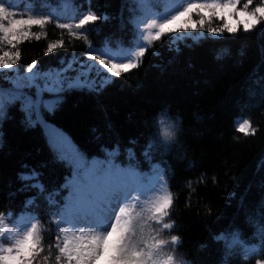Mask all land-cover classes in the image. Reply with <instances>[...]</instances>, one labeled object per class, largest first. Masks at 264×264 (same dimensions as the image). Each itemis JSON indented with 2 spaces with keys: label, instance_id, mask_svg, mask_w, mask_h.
Here are the masks:
<instances>
[{
  "label": "trees",
  "instance_id": "trees-1",
  "mask_svg": "<svg viewBox=\"0 0 264 264\" xmlns=\"http://www.w3.org/2000/svg\"><path fill=\"white\" fill-rule=\"evenodd\" d=\"M5 2L25 15L55 16L64 7L67 17L76 15L73 0ZM74 2L84 10L90 2L92 10L107 19L88 26L87 32L81 30V36L49 24L39 41L20 45L19 63L26 67L37 59L40 72H52L49 86L53 89L57 87L55 73L76 58L83 60L82 53L89 46L106 48L122 58L142 42L132 23L133 0ZM220 23L214 21L213 26ZM259 29L245 33L241 27L235 35L225 32L222 37L193 33L201 37L198 40H180L181 33L169 34L148 46L138 69L115 78L99 95L72 90L64 94L55 113L41 110L44 120L65 131L89 159L102 160L106 155L102 149L112 152L118 145L117 163L139 162L145 173L149 163L144 151L153 133L162 122H179L182 147L167 156L154 152L152 163L169 169L166 187L174 197L170 217L176 227L163 230L161 238L181 237L174 257L185 264H255L264 258L249 256L246 260L243 252L226 249L224 242L225 236L238 230L245 240L257 243V221L264 212V103L258 100V81L264 77V31ZM32 31L41 29L35 26ZM59 39L64 47L46 54L47 44ZM10 87L0 73V89ZM249 89L257 93L256 99L250 98ZM28 94L35 96L33 89ZM43 95L49 102L56 99L47 92ZM239 118L251 121L255 135L239 131ZM24 120L20 103L13 102L0 121V212L35 217L33 222L39 220L47 247L55 243L58 228L46 197L51 193L58 200L67 194L60 191L56 195L55 190L61 189L70 170L56 159L43 126L28 127ZM33 170L39 173L35 180L20 179L21 173ZM34 183L42 184L45 192L31 187Z\"/></svg>",
  "mask_w": 264,
  "mask_h": 264
},
{
  "label": "snow or ice",
  "instance_id": "snow-or-ice-1",
  "mask_svg": "<svg viewBox=\"0 0 264 264\" xmlns=\"http://www.w3.org/2000/svg\"><path fill=\"white\" fill-rule=\"evenodd\" d=\"M92 7L89 2V7L84 10L73 0L74 17L65 15L66 7L60 8L55 16L25 15L0 0V49L7 46L0 50V73L11 85L7 90L0 89L3 97L0 121L5 118L8 105L19 102L25 113L26 126H44L56 159L70 170L61 189L55 190L56 195L60 191L67 194L58 200L51 193L46 197L49 214L56 218L58 228L55 243L45 247L39 220L33 222L35 217L21 215L16 218L11 212H0V264H177V259L166 255L164 249L181 245V237L161 238L163 230L176 227L170 217L174 197L166 187L169 169L153 164L152 158L154 152L167 156L175 148L182 147L179 122H162V127L153 133L144 151L149 163V171L145 173L139 162L117 163L118 145L112 152L102 149L106 152L102 160L89 159L75 145L69 149L71 141L59 129L46 123L41 110L55 113L64 94L72 90L99 95L115 83V78L138 69L148 46L169 34L181 33L180 40L189 37L198 40L205 32L211 37H222L225 32L235 35L241 27L245 33L257 26L264 31V0H133L131 12L137 29L142 25L143 31L139 32L142 42L122 58L112 56L106 48L89 46L82 53L83 60L76 58L67 68L55 73V89L48 86L52 72H40L37 59L33 58L26 67L19 63L20 45L32 39L39 41L45 35L46 25L55 23L61 31L68 30L72 36H81V30L87 32L88 26L107 19ZM62 19L70 22H61ZM217 20L221 23L213 26ZM35 26L41 31H32ZM196 32L201 37L193 36ZM83 39L87 40V37L83 36ZM63 47L64 41L59 39L48 43L45 53ZM71 72L77 75H69ZM258 83L261 89L258 100L264 103V77H260ZM30 89H36L35 96L28 94ZM45 92L55 95L56 99L46 101ZM249 96L256 99L257 93L249 89ZM37 114L40 119L36 118ZM238 128L246 135H255L257 131L249 119L239 123ZM38 176L39 173L33 170L21 173L20 179L29 181ZM31 187L45 192L40 183ZM255 238L257 243L247 241L236 230L224 237L225 247L233 252H243L246 260L249 256H264V212L257 221ZM255 264H264V259H256Z\"/></svg>",
  "mask_w": 264,
  "mask_h": 264
},
{
  "label": "rangeland",
  "instance_id": "rangeland-1",
  "mask_svg": "<svg viewBox=\"0 0 264 264\" xmlns=\"http://www.w3.org/2000/svg\"><path fill=\"white\" fill-rule=\"evenodd\" d=\"M178 2H181V0H178ZM162 11H164V9H162ZM133 22H134V24L136 25V21H135L134 18H133ZM139 29H140L141 31H143L142 25L140 26ZM238 122H239V123H242L243 120H240V119H239ZM46 123H47L48 125L52 126L53 128L59 129V131H60L61 133H63L65 136H67L68 139L71 141V139L69 138V136H68L63 130H61V128L57 127L56 125L52 124L51 122L46 121ZM43 128H44V131H45V133H46V135H47V138L49 139V137H48V130H47L44 126H43ZM72 145H74V144H73V142L71 141V145H68L69 149H71V146H72ZM19 217H20V216H18L17 218H19Z\"/></svg>",
  "mask_w": 264,
  "mask_h": 264
},
{
  "label": "clouds",
  "instance_id": "clouds-1",
  "mask_svg": "<svg viewBox=\"0 0 264 264\" xmlns=\"http://www.w3.org/2000/svg\"><path fill=\"white\" fill-rule=\"evenodd\" d=\"M165 254L174 256L175 255V250L173 249L171 251H165ZM177 264H185V261L182 258L177 259Z\"/></svg>",
  "mask_w": 264,
  "mask_h": 264
}]
</instances>
